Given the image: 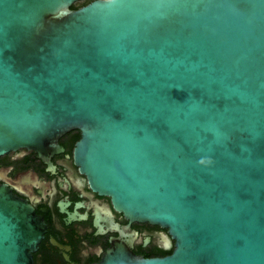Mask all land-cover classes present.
<instances>
[{
  "label": "water",
  "instance_id": "obj_1",
  "mask_svg": "<svg viewBox=\"0 0 264 264\" xmlns=\"http://www.w3.org/2000/svg\"><path fill=\"white\" fill-rule=\"evenodd\" d=\"M0 0V154L73 158L170 254L97 264H264V0ZM43 222L0 184V264Z\"/></svg>",
  "mask_w": 264,
  "mask_h": 264
},
{
  "label": "flooded vegetation",
  "instance_id": "obj_2",
  "mask_svg": "<svg viewBox=\"0 0 264 264\" xmlns=\"http://www.w3.org/2000/svg\"><path fill=\"white\" fill-rule=\"evenodd\" d=\"M79 130L58 139L60 151L44 161L25 148L0 154V184L29 204L43 222L33 264H97L115 239L144 257L171 253L166 229L129 220L108 195L94 190L73 158Z\"/></svg>",
  "mask_w": 264,
  "mask_h": 264
},
{
  "label": "trees",
  "instance_id": "obj_3",
  "mask_svg": "<svg viewBox=\"0 0 264 264\" xmlns=\"http://www.w3.org/2000/svg\"><path fill=\"white\" fill-rule=\"evenodd\" d=\"M90 1H92V0H85L83 3L73 4V5L71 6V8H78V7H80V6H82V5L86 4V3H88V2H90Z\"/></svg>",
  "mask_w": 264,
  "mask_h": 264
}]
</instances>
